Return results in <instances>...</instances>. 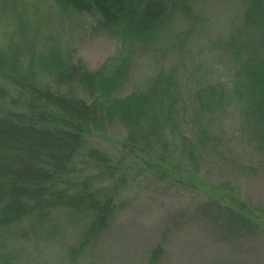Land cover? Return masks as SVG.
<instances>
[{
    "label": "rangeland",
    "instance_id": "obj_1",
    "mask_svg": "<svg viewBox=\"0 0 264 264\" xmlns=\"http://www.w3.org/2000/svg\"><path fill=\"white\" fill-rule=\"evenodd\" d=\"M251 8L248 0H196L131 45L94 32L99 16L63 11L56 0H0V55L63 47L91 70L125 57L131 75L121 98L160 78L173 84L156 104L167 121L159 145L130 153L118 123L89 141L120 168L114 182L93 181L101 193L117 191L98 240L81 246L88 219L60 214L42 237L10 243L17 264H264V98L237 94L250 56L264 58V18ZM211 89L217 101L200 103ZM82 171V179L93 174Z\"/></svg>",
    "mask_w": 264,
    "mask_h": 264
},
{
    "label": "trees",
    "instance_id": "obj_2",
    "mask_svg": "<svg viewBox=\"0 0 264 264\" xmlns=\"http://www.w3.org/2000/svg\"><path fill=\"white\" fill-rule=\"evenodd\" d=\"M56 1L63 11L99 16L94 32L131 45L150 40L176 10L188 14L189 5L196 3ZM248 3L250 16L263 19L264 0ZM45 52L0 55V264H17L10 243L42 237V231L56 228L60 214L88 219L81 246L95 243L104 233L114 214L111 195L117 191L101 193L93 181L114 182L120 168L106 153L90 147L92 138L117 123L127 132L124 148L130 153L151 150L167 138V121L159 120L156 104L173 87L168 79L121 98L131 75L125 57H111L91 70L63 47ZM242 72L237 94L241 101L259 103V97L264 98V58L253 54ZM201 95L200 103L207 98L205 102L213 104L218 92L211 89ZM261 110L257 108L256 115ZM84 168L93 171L88 179L80 176Z\"/></svg>",
    "mask_w": 264,
    "mask_h": 264
}]
</instances>
